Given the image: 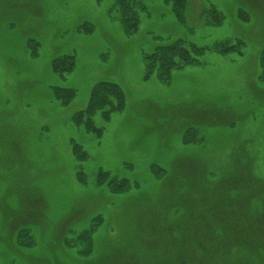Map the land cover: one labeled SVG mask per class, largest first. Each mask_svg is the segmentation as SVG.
<instances>
[{"label":"rangeland","instance_id":"374dc122","mask_svg":"<svg viewBox=\"0 0 264 264\" xmlns=\"http://www.w3.org/2000/svg\"><path fill=\"white\" fill-rule=\"evenodd\" d=\"M139 1L128 36L114 0H0V264H264V0H189L186 25ZM178 39L207 49L200 63L146 79L145 57ZM101 82L125 107L94 116L97 137L72 119Z\"/></svg>","mask_w":264,"mask_h":264},{"label":"trees","instance_id":"16d2710c","mask_svg":"<svg viewBox=\"0 0 264 264\" xmlns=\"http://www.w3.org/2000/svg\"><path fill=\"white\" fill-rule=\"evenodd\" d=\"M102 1V0H98ZM166 4L171 5L172 12L179 23L186 25L187 18L186 12L189 6V0H164ZM116 12L123 31L126 35L131 36L135 34L140 26V12L147 10V6L139 0H114L113 9ZM213 16L207 17L208 13L205 11L203 16L205 17L208 25L220 26L224 22V17L220 14L214 13V10L209 9V13ZM85 33L92 31L91 24L85 23L83 26ZM215 50L221 54H227L239 51L238 43L232 44L229 41L216 44ZM207 49L199 47L195 44L187 42L185 39H178L169 44L161 45L157 47L153 53L145 57L146 61V79L152 75H156L162 81H169L175 70L184 69L188 66L199 64L200 58L204 55ZM240 52V51H239ZM76 67L75 57L69 58H56L52 61V68L58 75L65 76L74 71ZM261 69L264 75V50L261 55ZM53 94L55 98L61 102L62 105H68L75 97V92L71 88H53ZM125 107V94L121 86L115 83L101 82L95 85L91 91L90 99L87 107L77 112L73 116V122L78 126H82L87 132L94 134L97 137H101L104 128L98 127L94 122V116L100 113V116L104 122H109L113 113L120 112ZM193 132V131H192ZM195 133V132H194ZM188 141L192 140V137L188 134ZM73 154L78 160L86 159L81 155L80 146L75 145L73 147ZM105 174L99 173L97 184H100V180H103ZM81 178V177H80ZM85 178V176H84ZM85 182L84 179L81 178ZM127 183V182H126ZM123 181L118 184H112L113 192L126 191L129 188V184ZM92 231L91 229L83 234L87 236V239H83L90 248L92 246ZM30 241H28L29 244ZM91 244V245H90ZM85 246V249H88ZM83 254H86V250L83 248L80 250ZM89 253V250H88ZM87 253V254H88Z\"/></svg>","mask_w":264,"mask_h":264}]
</instances>
